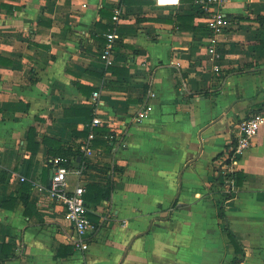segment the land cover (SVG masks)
I'll use <instances>...</instances> for the list:
<instances>
[{
  "label": "crops",
  "instance_id": "obj_1",
  "mask_svg": "<svg viewBox=\"0 0 264 264\" xmlns=\"http://www.w3.org/2000/svg\"><path fill=\"white\" fill-rule=\"evenodd\" d=\"M199 9L197 0H0V107L30 105L0 112V264H264V125L233 196L212 188L235 127L264 107V0L224 5L215 56ZM151 93L153 111L134 122ZM96 117L104 123L92 127ZM60 149L81 154L68 183L86 190L88 251L72 248L73 229L47 195Z\"/></svg>",
  "mask_w": 264,
  "mask_h": 264
},
{
  "label": "built area",
  "instance_id": "obj_2",
  "mask_svg": "<svg viewBox=\"0 0 264 264\" xmlns=\"http://www.w3.org/2000/svg\"><path fill=\"white\" fill-rule=\"evenodd\" d=\"M229 0H197V5L200 11L206 17V25L212 34L210 39L209 53L216 55V46L218 43L217 37L219 34L225 32L229 25L222 8ZM122 17L120 9L115 11L113 17V27L106 34L107 43L100 52V61L106 66L110 67L115 63L117 53L115 47L117 44L116 30L119 27V22ZM219 67H215V72H219ZM100 94L94 93V100H98ZM155 94L151 93L145 102L143 108L137 113L134 122H141L149 117L153 111L152 99ZM104 122L96 117L92 121V127L101 126ZM264 125V107L251 110L248 116L240 121L234 131V135L229 147L225 150L222 159L216 164V179L218 183L223 184L222 194L223 199L230 195L233 196L237 183L238 163L243 155L254 145L255 139L259 133L261 126ZM96 134L91 129L86 142L81 147V152L89 159L93 155L92 141ZM110 140H114L115 136L110 135ZM125 144V142H123ZM66 157H56L51 160L53 165V175L50 187L47 189V195L50 200L63 208V216L71 228L73 229V236L70 238V243L76 251L89 250V237L96 225H94L90 218L91 212L85 200L86 190L84 187L77 185L70 189L68 183V176L71 169L66 167L68 163ZM80 174V172H77ZM24 181V179H22Z\"/></svg>",
  "mask_w": 264,
  "mask_h": 264
},
{
  "label": "trees",
  "instance_id": "obj_3",
  "mask_svg": "<svg viewBox=\"0 0 264 264\" xmlns=\"http://www.w3.org/2000/svg\"><path fill=\"white\" fill-rule=\"evenodd\" d=\"M29 109H30V105L28 103H24L22 101H20V102H7V103H4L0 107V112L8 111V112L27 113L29 111ZM35 138H36V131H35V129H30L29 136H28V146H29V148L31 150H33V153L34 154L37 152V147H38V144H35ZM59 151L61 153H63L61 156L66 157L69 160L68 163L65 164L66 167H68L69 169H73L74 166H75V162H76L77 158L79 156H81V154L79 152L78 153L69 152V153H65L64 154V150L63 149H60ZM71 156L74 157V159H73L74 161H71V158H70ZM238 180H239V174H237V182H238ZM221 187H223V184L222 183H218L217 182V179H216V181L213 183V187L212 188L213 189L215 188V190H216V188H221ZM231 197L232 196L228 195L226 197V199L225 198L224 199L225 200H228ZM223 205H224V203H219V206H220V217L223 220H226V216L224 214V207H223ZM228 236L231 239V242L234 244V246L237 247V249H238V242H237V239H236L234 233L232 231L228 230ZM241 262H242V259H238L237 258L231 264H240Z\"/></svg>",
  "mask_w": 264,
  "mask_h": 264
},
{
  "label": "water",
  "instance_id": "obj_4",
  "mask_svg": "<svg viewBox=\"0 0 264 264\" xmlns=\"http://www.w3.org/2000/svg\"><path fill=\"white\" fill-rule=\"evenodd\" d=\"M80 160H81V158L78 159V161H80Z\"/></svg>",
  "mask_w": 264,
  "mask_h": 264
},
{
  "label": "bare ground",
  "instance_id": "obj_5",
  "mask_svg": "<svg viewBox=\"0 0 264 264\" xmlns=\"http://www.w3.org/2000/svg\"><path fill=\"white\" fill-rule=\"evenodd\" d=\"M161 1H167V0H161Z\"/></svg>",
  "mask_w": 264,
  "mask_h": 264
}]
</instances>
